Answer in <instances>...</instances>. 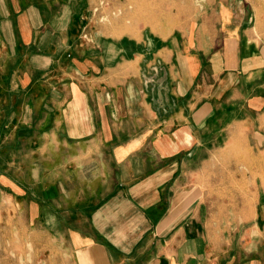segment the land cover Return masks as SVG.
Returning <instances> with one entry per match:
<instances>
[{"label":"crops","instance_id":"obj_1","mask_svg":"<svg viewBox=\"0 0 264 264\" xmlns=\"http://www.w3.org/2000/svg\"><path fill=\"white\" fill-rule=\"evenodd\" d=\"M99 5L0 0V244L41 231L72 264H264L253 18L210 2L116 34Z\"/></svg>","mask_w":264,"mask_h":264},{"label":"rangeland","instance_id":"obj_2","mask_svg":"<svg viewBox=\"0 0 264 264\" xmlns=\"http://www.w3.org/2000/svg\"><path fill=\"white\" fill-rule=\"evenodd\" d=\"M98 1L100 23L108 31L119 34L145 26L155 29L165 27L173 31L175 27L188 26L196 12H200L199 6L205 9L206 4L211 2L217 5L213 7L218 9V3L224 4L229 0ZM239 1L242 2L248 16L253 18V26L259 38L264 41V0ZM24 242L25 239L20 236L19 241H14V245L0 244V264H72L65 253V247L63 249L56 244L54 239L52 245L48 246L47 239L41 235V231H37L35 248Z\"/></svg>","mask_w":264,"mask_h":264}]
</instances>
